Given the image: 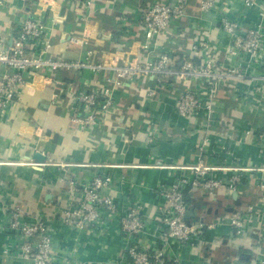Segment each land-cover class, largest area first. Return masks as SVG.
<instances>
[{
    "label": "crops",
    "instance_id": "0c3cea01",
    "mask_svg": "<svg viewBox=\"0 0 264 264\" xmlns=\"http://www.w3.org/2000/svg\"><path fill=\"white\" fill-rule=\"evenodd\" d=\"M158 1L175 4L180 0H94L89 17L83 0H58L49 12L55 21V54L86 59L87 45L71 37L80 36L88 27L91 36H97L92 46L94 61L109 63L116 57L125 62L136 54L144 59L149 50L139 47L147 40L142 17ZM183 1L187 17L169 26L155 51H168L176 62L211 57L247 73L219 88L213 126L209 130L202 118L178 113L176 103L185 82L157 89L150 97L148 91L155 86L148 79H123L113 86L115 106L104 124L86 130L70 120L74 96L94 89L102 92L104 79L114 72H55V79L48 83L53 84L39 92L33 82L28 89L31 95L15 104L0 122V264H29L19 254L17 235L7 228L13 206L23 207L30 220L40 217L47 222L55 242L53 264H133L119 216L108 214L105 223L80 230L65 222L64 210L71 201L68 180L112 176L107 194L120 204L121 214L131 205L142 206L147 227L138 242L154 252L163 247L164 240L159 217L166 200L158 186L191 176L185 166L200 159L219 167L248 169L241 171L243 182L234 190L223 187L211 193L186 188V201L194 212L190 222L197 228L190 243L168 238V254L179 256L182 264H258L264 247V217L248 220L238 233L230 213L260 201L256 184L261 174L250 168L264 166V80L258 76L264 73V48L253 59L244 54L229 56L231 38L220 25L228 15L243 26H254L257 8L246 7L244 0H215L211 10L203 11L200 0ZM25 8L22 0H9L0 7V37L7 44L19 34ZM42 84H46L44 78ZM207 133L210 144L201 152ZM148 134L153 141H147ZM37 151L46 154L43 162L34 158ZM230 173L228 169L213 172L227 179Z\"/></svg>",
    "mask_w": 264,
    "mask_h": 264
},
{
    "label": "built area",
    "instance_id": "2783aa9c",
    "mask_svg": "<svg viewBox=\"0 0 264 264\" xmlns=\"http://www.w3.org/2000/svg\"><path fill=\"white\" fill-rule=\"evenodd\" d=\"M8 1L0 0V7H5ZM22 1L27 10L19 22V34L12 44H7L5 39L0 37V122L13 110L15 104L21 101L23 89L34 80L36 73L42 74L44 82L49 83L55 79V72L74 69L80 73L89 69L98 73L114 72L115 75L104 79L102 92L101 89H94L82 91L74 96L70 120L80 130L104 124L105 116L115 106L113 86L121 83L123 79L134 80L137 77L152 78L155 81V87L148 91L150 97H154L157 89L161 87L166 89L167 86H175L180 82L193 83L194 87L179 95L177 111L185 117L202 118L210 130L213 126L219 88L227 80H240L247 76L241 68L218 63L211 57L201 61L183 58L176 62L168 51H155L159 37L169 26L187 17V3L183 0L175 4L154 2L144 12L142 19L147 40L139 44L141 50H149L144 59L136 54L125 62H120L115 57L109 63L96 62L91 58L94 50L89 45L91 31L88 27L83 29L80 36L71 37L72 41L87 45L86 59L58 58L50 54L55 21L49 17V12L58 0ZM83 1L89 17L92 15L94 0ZM214 4L215 0H200L203 11L211 10ZM244 4L246 7L257 8L256 25L243 26L228 15L221 18L220 25L231 38L229 56L244 54L253 59L264 48V0H244ZM152 46L154 47L150 48ZM204 46L209 47L207 40ZM258 76L264 80V73ZM61 84L64 82L61 81ZM201 90H205V93ZM251 131L253 130L249 132ZM146 139L151 142L154 138L152 134H148ZM209 144L210 135L207 133L199 147L200 151L203 152ZM185 167L192 172L191 176L182 175L170 183H161L158 186V193L166 200L165 205L160 208L159 217L164 240L163 247L154 252L142 247L138 242L139 235L147 227L142 206L131 205L121 214L120 204L107 194L112 186V176L109 174H96L87 181L77 178L68 180L71 201L64 210V220L80 230L86 225L97 226L105 223L108 214L119 216L121 231L127 237L126 252L133 264H182L179 256L168 254L166 246L169 244L168 238L178 240L181 244L190 243L196 231L197 227L187 222L189 205L184 198L186 188H203L211 193L223 187L234 190L243 182L244 174L241 171L248 169L240 166L219 167L203 159ZM224 169L232 171L228 179L213 174L216 170ZM250 169L261 174L256 184L260 201L258 205L249 204L246 210L236 209L230 213V222L238 233L248 220L264 217V166ZM7 228L17 235L19 254L29 264H53L55 242L43 218L35 217L30 220L23 207L13 206L9 209ZM258 264H264V247Z\"/></svg>",
    "mask_w": 264,
    "mask_h": 264
},
{
    "label": "water",
    "instance_id": "95a60500",
    "mask_svg": "<svg viewBox=\"0 0 264 264\" xmlns=\"http://www.w3.org/2000/svg\"><path fill=\"white\" fill-rule=\"evenodd\" d=\"M192 5V4H191ZM63 39L65 40L66 39V32H64L63 33ZM96 40H97V36H94V35H92L91 36V38H90V41H89V45H91V46H95L96 45ZM66 44H68V42H66ZM70 44V43H69ZM70 45H74V44H70ZM49 52H50V54H52L53 56H55V57H58V58H61V56H57L56 54H55V45H52L50 48H49ZM70 72H72L73 74H77L78 73V71H76V70H74V69H70L69 70ZM34 78H35V80H33L32 82H30L24 89H23V96H22V99H21V101L20 102H24V101H26V98L28 97V95H31V94H29V92H28V89L30 88V86H31V84H33V82H34V85H32V86H35V92H39L40 90H41V88H43V87H47V86H50L51 84H53V83H51V84H48V83H46V84H42L43 83V75L42 74H40V73H36L35 74V76H34ZM35 82H37V83H35ZM127 84H129L128 82H126ZM42 85H44V86H42ZM34 158L38 161V162H43L46 158H47V156H46V154H43L42 152H35L34 153ZM236 191L234 192V194L236 195ZM194 214V212H193V209L191 208V209H188V211H187V213H186V217H187V222L188 223H191L190 222V216L191 215H193Z\"/></svg>",
    "mask_w": 264,
    "mask_h": 264
},
{
    "label": "trees",
    "instance_id": "16d2710c",
    "mask_svg": "<svg viewBox=\"0 0 264 264\" xmlns=\"http://www.w3.org/2000/svg\"><path fill=\"white\" fill-rule=\"evenodd\" d=\"M147 79H148V78H145V80H147ZM148 80H149L150 83L155 84V81H154L153 79H148ZM185 83H186V85H185V87L183 88V90H182L181 92H184V91L190 89L191 87H194V86H195L193 83H190V82H185ZM159 89H164V88L161 87V88H159ZM188 196H189V192H187V190H186L185 195H184L185 200H187ZM187 201H188V200H187ZM187 201H186V202H187ZM187 203H188V202H187Z\"/></svg>",
    "mask_w": 264,
    "mask_h": 264
}]
</instances>
